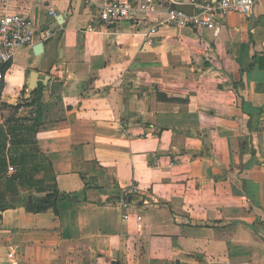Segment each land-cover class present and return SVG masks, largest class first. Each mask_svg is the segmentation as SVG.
Here are the masks:
<instances>
[{"label": "crops", "instance_id": "crops-1", "mask_svg": "<svg viewBox=\"0 0 264 264\" xmlns=\"http://www.w3.org/2000/svg\"><path fill=\"white\" fill-rule=\"evenodd\" d=\"M92 1L8 6L38 36L4 71L2 102L21 106L0 115V264H264V0L219 35L164 23L189 0L109 28L114 0ZM34 71L49 80L31 88Z\"/></svg>", "mask_w": 264, "mask_h": 264}, {"label": "built area", "instance_id": "built-area-1", "mask_svg": "<svg viewBox=\"0 0 264 264\" xmlns=\"http://www.w3.org/2000/svg\"><path fill=\"white\" fill-rule=\"evenodd\" d=\"M10 2L11 0H0V86L5 79L2 67L13 60L17 49L33 44L38 36L35 20L20 13L10 12L8 7ZM256 3L257 0H189L187 4L192 6V13L183 11L178 6H169L164 23L178 29L191 28L196 31L210 29L219 35L224 25L223 20L229 12L237 11L250 16ZM86 4H93V1L86 0ZM136 12L145 16H153L159 12L158 1L139 0L135 7L130 0H114L100 9L98 22L100 26L109 28L119 21L133 19ZM50 14L54 17L58 15L55 10H50ZM97 27V24L90 23L85 31H93ZM158 32L159 26L155 25L149 27L145 34L150 38ZM53 33L51 28H47L41 36L46 39ZM8 170L14 172L15 167L10 165ZM115 203L124 209L125 216H127L130 208L129 201L121 197ZM13 255L14 252L9 254L10 257Z\"/></svg>", "mask_w": 264, "mask_h": 264}, {"label": "trees", "instance_id": "trees-1", "mask_svg": "<svg viewBox=\"0 0 264 264\" xmlns=\"http://www.w3.org/2000/svg\"><path fill=\"white\" fill-rule=\"evenodd\" d=\"M261 59H262L261 57L258 58V59H256V56H255L254 61H253V63L251 64V67H255V66H256V63L260 64ZM9 65H10L9 63H8L7 65L5 64V65L2 67V68H3V71H5V69H7V68L9 67ZM33 93H34V92H33ZM1 96H2V85L0 86V107H1V106H8V107H12V108H16V109H18V108L21 106L20 104H18V105H16V106H10V105H8V104H5V103L2 102ZM159 98H160V99H163L162 96H160V95H159ZM166 100H168V101H177L178 98H166ZM39 105H40V102H39L38 106H39ZM39 107H42V105L39 106ZM42 123H43V122H41V120H39L38 117H37L36 122H35V126L38 127V126L42 125ZM24 160H25V159H24ZM0 166H3V163H2L1 160H0ZM20 177H21L20 175L17 176V177H11V178L8 180V182H7L6 191L16 192V191H17V187H16L15 182H16V180L19 179ZM50 205H51V204L48 202V200H41V202H39V204H37V206H36V210H37V211H43V210L47 209ZM8 207H9L8 205H7V206H6V205H3V206L0 207V210H5V209H7Z\"/></svg>", "mask_w": 264, "mask_h": 264}, {"label": "water", "instance_id": "water-1", "mask_svg": "<svg viewBox=\"0 0 264 264\" xmlns=\"http://www.w3.org/2000/svg\"><path fill=\"white\" fill-rule=\"evenodd\" d=\"M173 7H176L178 6L179 9L183 10V11H186V12H189V13H192V6H190L189 4H179V5H172ZM66 17V14H62L61 15V19L65 18ZM43 52V42L39 43L36 47H35V53L36 54H41ZM42 78H46L49 80V77L48 76H40L39 73L37 71H34L32 73V76H31V88H35L36 86V83L38 82V80H42ZM29 208L32 210L33 209V200L32 198L29 199Z\"/></svg>", "mask_w": 264, "mask_h": 264}, {"label": "rangeland", "instance_id": "rangeland-1", "mask_svg": "<svg viewBox=\"0 0 264 264\" xmlns=\"http://www.w3.org/2000/svg\"><path fill=\"white\" fill-rule=\"evenodd\" d=\"M4 106H1L0 107V115H1V109L3 108ZM2 114L4 115V112H2Z\"/></svg>", "mask_w": 264, "mask_h": 264}]
</instances>
